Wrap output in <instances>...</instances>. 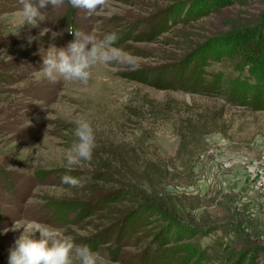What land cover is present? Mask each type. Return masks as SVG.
<instances>
[{"label":"rangeland","instance_id":"374dc122","mask_svg":"<svg viewBox=\"0 0 264 264\" xmlns=\"http://www.w3.org/2000/svg\"><path fill=\"white\" fill-rule=\"evenodd\" d=\"M22 9L21 0H0V264H9V250L23 234V228L5 234L15 219L57 228L77 245L111 237V243L92 249L105 264L140 263L161 220L138 223L136 217L126 224L124 214L119 221V209L129 205L124 202H103L104 209L88 218L67 208L73 201L92 209V199L122 188L108 169L106 181L98 180L104 154L119 161L111 163L113 170L137 176L150 157L156 162L154 184L160 180L159 161L169 163L162 187L181 213L188 242L163 251L174 256L196 244L211 257L200 264H238L245 254H250L245 264H264V96L257 95L264 91V77L256 80L243 60L247 48L264 43V0H110L101 15L64 0L61 7L42 9L45 20L35 27L25 23ZM44 29L50 31L41 36ZM70 30L98 39L115 33L114 46L134 57L135 68L98 64L87 85L50 82L42 72L44 58L76 39ZM194 54L198 75L206 72L212 91L227 99L164 91L134 79L148 68L177 63L181 68ZM235 78L249 89L247 106L229 103ZM79 119L93 127L96 146L90 162L69 171L66 151L77 142ZM64 175L80 178L83 186L64 184ZM225 246L239 257L225 255ZM158 264L176 263L163 257Z\"/></svg>","mask_w":264,"mask_h":264},{"label":"trees","instance_id":"16d2710c","mask_svg":"<svg viewBox=\"0 0 264 264\" xmlns=\"http://www.w3.org/2000/svg\"><path fill=\"white\" fill-rule=\"evenodd\" d=\"M230 42L232 43L233 40L231 39ZM223 47L227 49L226 53L229 54V46L223 45ZM197 53L201 54L203 52L201 50ZM196 54H194L191 59L189 58V60L185 62L183 61L181 68H179L178 66L179 63H177L175 66L148 68L143 70L142 72L137 73L134 79L142 84L149 85L164 91H185L200 95L214 94L217 97H224L225 99H227L225 94H218L219 92L214 93L212 91V88L207 83L208 76L206 75V72H203L202 76L198 75L197 70H199L201 66L196 60ZM243 60L250 65L248 70L251 75L256 74V80L261 81L264 77V43H255L251 45V47L247 48V51L243 56ZM194 61L196 62L191 67ZM239 62H241V60H239ZM239 79L240 78L230 79V83L226 82L229 83V85H234V89L232 91L229 90V92H231L228 93V95L230 96L229 103L239 106H247L248 102H246L245 100L249 99L247 97L249 89H247L244 83H241ZM258 94L264 96V91L257 92V95ZM183 144L184 142L182 141L177 156H180ZM104 156L106 158H103ZM104 156L102 157V159L105 160L102 161L103 164H101L102 166H100L99 168L101 172H96L98 175V180L102 182L106 181L107 176L105 173L108 169L123 183L121 185L122 188L116 190L115 192L107 194L100 201L95 200L96 198L100 199L99 196L92 199V201L94 202V206H91L92 209H89V205L85 202L84 204L83 202L75 203L73 201L68 202L67 208L73 209L75 207L76 210L79 211L78 218H88L93 216L97 211L104 209L101 208L105 206L102 204L103 202L105 204H117L124 202L129 205L119 209L120 213L116 216L117 220L119 221L123 218L124 214L125 215L122 221L126 224L134 220L136 217H141L137 221L138 223L142 221V218H157L161 220V222L164 223L163 226H159L155 229L156 232L154 234L155 240L153 242V245L146 254L142 255L140 263L138 264H158V262L162 260L163 257L166 259H171L172 262L176 264H200L197 261L202 257L206 258L207 260H211V257L207 255V251L201 249L196 244H190L187 247L182 246L181 249L179 248L181 251L180 253L184 254L181 258H178L180 256V253H176L174 256H172V253H169V251H163L169 247H172L176 243L188 242L186 241L187 236L186 238H184V232H182L181 229L183 228V224L181 222L183 221L181 220L183 218H181V213L178 210L177 206L173 205V198H171V196L169 195H166L162 187L167 183L169 179V173L167 172V169H169L170 166L169 163H164L163 160L159 161V168L157 169V172H159L158 176L160 180L158 184H154L152 182V174L156 172L154 168L156 162L150 157L146 158L140 164V167L143 169V173L142 175L137 176V174H134L132 172H124V169L121 168L119 170H113V167H111V163L118 164L119 161L117 160V158H114L112 154H104ZM118 166L121 167V164ZM133 181H137L138 186L136 185L132 187L131 183H133ZM86 190H89V187H87ZM97 192L98 191H95L94 193L97 194ZM101 204L103 206H101ZM180 229L181 231H179ZM114 231L115 230H113V232ZM190 234L192 233L190 232ZM171 235L173 236L172 238H170ZM110 240L111 237L106 240L107 242H99L98 239H90L86 240L85 243L86 245H89L91 249L95 250L101 245L106 246V244L111 243ZM120 240V237L117 238L116 243L119 244L118 242ZM116 243L115 245H113L115 254H117ZM223 248L227 249L225 255H232V260H236L240 255L238 254L239 252H233V250H231L227 246ZM185 255L186 257L183 258ZM249 256L250 254H245L242 260L238 262V264H245Z\"/></svg>","mask_w":264,"mask_h":264},{"label":"clouds","instance_id":"9594fccd","mask_svg":"<svg viewBox=\"0 0 264 264\" xmlns=\"http://www.w3.org/2000/svg\"><path fill=\"white\" fill-rule=\"evenodd\" d=\"M68 2L74 8L86 10L89 15H101L110 8V0ZM21 3L25 23L35 27L39 21L45 20L42 9L49 5L61 7L64 0H21ZM48 31L50 29H44L40 35L43 36ZM69 32L73 33L76 39L55 53L50 49L44 58L42 72L50 82L55 83L62 79L65 82L87 85L93 76V69L98 64L107 66L113 63H127L135 68L134 57L114 46L117 40L115 33L98 39L94 33L82 34L75 30ZM52 35L55 37L57 34L53 32ZM33 39L35 38L30 37L29 43ZM74 134L77 142L66 151V167L69 171L81 166L82 162H90L96 146L94 129L86 120L76 121ZM62 182L72 187L83 186L80 178L71 175H64ZM22 228L23 234L15 241V247L9 250V264H75L76 261L79 264H105L103 257L88 245H77L59 229L36 220L15 219L11 228H6L4 232L6 234L8 231H18ZM36 233L40 234L39 239L32 238Z\"/></svg>","mask_w":264,"mask_h":264}]
</instances>
